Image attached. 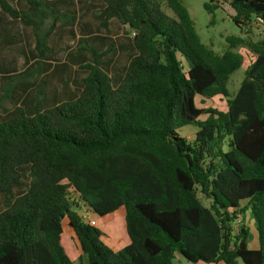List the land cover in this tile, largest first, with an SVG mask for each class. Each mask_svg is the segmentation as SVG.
I'll use <instances>...</instances> for the list:
<instances>
[{
  "label": "trees",
  "instance_id": "16d2710c",
  "mask_svg": "<svg viewBox=\"0 0 264 264\" xmlns=\"http://www.w3.org/2000/svg\"><path fill=\"white\" fill-rule=\"evenodd\" d=\"M78 1L96 30L115 19L129 34L126 63L112 76L103 61L110 50L91 47L72 99L31 112L2 109L0 264H71L64 223L81 264H173L176 254L264 264V35L248 41L252 59L229 97L243 59L234 48L246 40L230 36L225 51H213L182 0H164L172 17L158 0ZM220 1L204 8L212 14ZM25 2L27 12L7 0L0 9L26 22L40 2ZM228 4L236 26H264V0ZM219 95L224 111L196 104ZM186 125L196 128L191 140L178 132ZM119 209L129 243L112 250L87 217Z\"/></svg>",
  "mask_w": 264,
  "mask_h": 264
},
{
  "label": "crops",
  "instance_id": "0c3cea01",
  "mask_svg": "<svg viewBox=\"0 0 264 264\" xmlns=\"http://www.w3.org/2000/svg\"><path fill=\"white\" fill-rule=\"evenodd\" d=\"M7 1L15 9L28 11L25 0ZM36 1L40 2L39 6H36L31 19L26 22L21 21L20 18H12L0 9V120L4 117L3 108L11 112L16 106H20L31 112L35 109L42 110L55 102L72 99L78 93V82L86 72L82 65L91 62V47L103 52L110 50L106 56H103L104 62H110L109 66L113 64L119 52L125 53L126 57L127 50L124 46L129 34L124 33L115 19L108 21L106 29L96 30L97 21L91 11H86L88 5L84 2ZM72 44L78 45L73 47ZM43 45H46V49ZM61 52L63 54L59 58ZM70 74L78 75L80 78H63ZM41 89L45 92H40ZM2 102L10 103V108L2 105ZM246 214L250 216L247 211L243 216L244 219ZM90 217L95 219L93 216ZM251 222L253 226L251 231L255 234L252 219ZM61 243L66 253L64 244L68 245L77 257L78 264H81L82 260L79 258L81 252L75 245L71 230L66 232L63 230ZM128 243L129 238L126 235L122 241L116 243L117 245L113 242L111 245L117 250ZM257 247L258 241L250 248ZM70 260L73 264V260ZM205 264L224 263L218 261Z\"/></svg>",
  "mask_w": 264,
  "mask_h": 264
},
{
  "label": "rangeland",
  "instance_id": "374dc122",
  "mask_svg": "<svg viewBox=\"0 0 264 264\" xmlns=\"http://www.w3.org/2000/svg\"><path fill=\"white\" fill-rule=\"evenodd\" d=\"M160 2V10L165 12L169 17H172L171 11L164 4V0H158ZM184 5L187 8V11L194 22V27L199 35L200 40L210 47L213 51L221 54L225 49H227L228 42L226 40L227 37H239L241 39L246 40V42H242L238 44L234 51L240 53L242 55V64L241 66L235 70L227 83V89L230 93L231 97L235 94L236 90L239 87L241 80L244 77V71L252 59V53L247 46L248 41H257L264 35V26L260 22H253L250 26H246L243 29L236 26L232 20L231 15L234 14V11L228 4L229 0H221L219 3V7H217L212 14H209L208 11L204 8V3L209 0H182ZM75 43V42H73ZM73 45V44H72ZM78 44H74L73 47H77ZM63 54L61 52L58 57ZM61 59H58L60 61ZM126 63L125 53L119 52L113 64L109 66L108 72L112 76H116L120 74L122 67ZM186 67V64H185ZM70 78H80V76L76 75H65L64 79ZM53 84V82H52ZM42 86V83H41ZM56 86V82H55ZM45 92L44 89H41L40 92ZM196 104L200 108H213L217 110H226V97L219 95L215 96L211 99L200 101L199 98H196ZM2 105L10 108V103L2 102ZM206 114L200 116V118H205ZM196 128L192 125H186L179 128L178 132L181 136L186 137L188 140H191L193 137V133ZM84 215L87 217L88 214L84 212ZM246 219L243 218V221L248 224L249 229L251 231L252 222L251 218L248 214L245 215ZM96 220V227L99 228L103 232V236L101 239L104 243L112 250H116L111 245L113 242L115 245L118 241H122L125 238V226H124V218H123V210L119 209L114 215L108 217H94ZM66 224L64 223V232L68 229L65 228ZM250 238L248 241V247H252L257 243L256 233L254 234L252 231L250 232ZM67 250V255L70 259L73 260V264H78V259L72 253L71 249H69L67 244H64ZM119 249V248H117ZM173 264H196L184 259L181 255L176 254L173 258Z\"/></svg>",
  "mask_w": 264,
  "mask_h": 264
},
{
  "label": "built area",
  "instance_id": "2783aa9c",
  "mask_svg": "<svg viewBox=\"0 0 264 264\" xmlns=\"http://www.w3.org/2000/svg\"><path fill=\"white\" fill-rule=\"evenodd\" d=\"M87 219H88V221H89V223L91 224V225H96V221H95V219H93V218H91V217H87ZM201 264H205V263H201Z\"/></svg>",
  "mask_w": 264,
  "mask_h": 264
}]
</instances>
